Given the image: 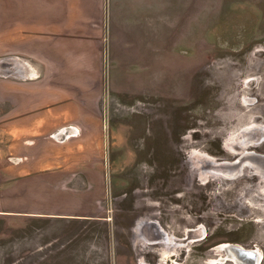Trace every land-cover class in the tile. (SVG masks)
Listing matches in <instances>:
<instances>
[{
	"label": "rangeland",
	"instance_id": "374dc122",
	"mask_svg": "<svg viewBox=\"0 0 264 264\" xmlns=\"http://www.w3.org/2000/svg\"><path fill=\"white\" fill-rule=\"evenodd\" d=\"M105 20L102 72L29 74L87 144L52 150L39 215L0 218V264H241L223 244L264 264V0H107Z\"/></svg>",
	"mask_w": 264,
	"mask_h": 264
},
{
	"label": "crops",
	"instance_id": "0c3cea01",
	"mask_svg": "<svg viewBox=\"0 0 264 264\" xmlns=\"http://www.w3.org/2000/svg\"><path fill=\"white\" fill-rule=\"evenodd\" d=\"M106 8L107 0H0L1 63L4 72L15 73L0 77V95L12 101L11 108L0 113V218L4 222L39 215L35 184L41 176L51 178L66 168L46 162L56 158L53 149L87 144L86 130L76 120L69 126L81 133L64 138L69 129L65 131L61 121L69 120L51 112V106L59 104L55 86L29 74L102 72ZM81 153L87 160L86 151ZM77 161L72 165L75 173L90 180L86 163Z\"/></svg>",
	"mask_w": 264,
	"mask_h": 264
},
{
	"label": "water",
	"instance_id": "95a60500",
	"mask_svg": "<svg viewBox=\"0 0 264 264\" xmlns=\"http://www.w3.org/2000/svg\"><path fill=\"white\" fill-rule=\"evenodd\" d=\"M227 249L231 255L233 254L239 260L240 259L244 260L243 256H245V257L253 256V254L255 253L254 250L246 249V248H244L242 246H238V245H228Z\"/></svg>",
	"mask_w": 264,
	"mask_h": 264
},
{
	"label": "bare ground",
	"instance_id": "6f19581e",
	"mask_svg": "<svg viewBox=\"0 0 264 264\" xmlns=\"http://www.w3.org/2000/svg\"><path fill=\"white\" fill-rule=\"evenodd\" d=\"M209 156V155H208ZM163 231V230H162ZM156 232V231H155ZM143 240V239H142ZM144 241V240H143ZM145 243V242H144ZM166 243V242H165ZM225 243V242H224ZM167 244V243H166ZM168 245V244H167ZM170 245V244H169ZM168 245V246H169ZM220 246V245H219ZM227 244H223V246L222 247H225V248H227ZM241 246V245H240ZM167 247V246H166ZM218 247V246H217ZM243 247V246H242ZM218 250V249H217ZM232 256H234L233 254H232ZM235 257V256H234ZM222 258V257H221ZM228 258V257H227ZM230 258V257H229ZM237 260H238V262H241V264H257L258 263V259L260 258V257H258V255H257V252H255L254 254H253V256H248V257H245V256H243V258H244V260H242V259H238L237 257H235ZM237 262V261H236Z\"/></svg>",
	"mask_w": 264,
	"mask_h": 264
}]
</instances>
